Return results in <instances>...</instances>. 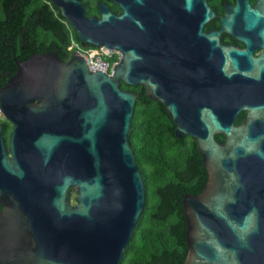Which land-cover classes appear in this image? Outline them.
Returning <instances> with one entry per match:
<instances>
[{"label":"water","instance_id":"1","mask_svg":"<svg viewBox=\"0 0 264 264\" xmlns=\"http://www.w3.org/2000/svg\"><path fill=\"white\" fill-rule=\"evenodd\" d=\"M114 1L118 14L98 2L92 18L78 0H50L81 42L119 52L110 74L49 50L13 59L0 85V264H117L144 199L127 139L136 93L120 81L163 105L205 169L181 194L176 264H264V0L223 2L205 32L216 14L204 0ZM220 30L245 46L219 44Z\"/></svg>","mask_w":264,"mask_h":264},{"label":"trees","instance_id":"2","mask_svg":"<svg viewBox=\"0 0 264 264\" xmlns=\"http://www.w3.org/2000/svg\"><path fill=\"white\" fill-rule=\"evenodd\" d=\"M55 6L44 0H0V85L15 70V60L31 52L55 51L66 57L70 27L59 20ZM136 93L127 139L143 182V207L117 264H176L185 253L181 194L197 193L206 173L194 138L173 133L163 105L147 97L140 84L119 82ZM6 142L9 122L2 117ZM214 138L222 141L223 135ZM73 192V188H70Z\"/></svg>","mask_w":264,"mask_h":264},{"label":"flooded vegetation","instance_id":"3","mask_svg":"<svg viewBox=\"0 0 264 264\" xmlns=\"http://www.w3.org/2000/svg\"><path fill=\"white\" fill-rule=\"evenodd\" d=\"M46 2H49L51 5H53L50 0H44ZM256 0H246V3H248L249 7H253V4ZM80 6L83 8L82 14L86 17H92V18H99V10L97 3L102 2L107 10L112 14H118L121 11V7H119L118 3L114 0H78ZM223 2L231 5L235 1L234 0H204V3L206 6L210 7L214 14L209 17L207 21H204L201 26L200 30L201 32H205L208 29H219V15L223 13ZM54 6V5H53ZM56 8V7H55ZM57 9V8H56ZM59 20L63 22L65 25L69 26V32L70 35H72V32L75 30L70 26L68 21L60 15ZM76 34V33H75ZM218 42L219 44H232L235 46L244 47L245 42L243 40L238 39L237 37H234L229 31L227 30H220L218 31ZM260 53H262V46L258 45L255 49H252L250 51V54L252 56H257ZM246 115V109L241 108L236 113L233 123L238 124L241 122L242 118Z\"/></svg>","mask_w":264,"mask_h":264},{"label":"built area","instance_id":"4","mask_svg":"<svg viewBox=\"0 0 264 264\" xmlns=\"http://www.w3.org/2000/svg\"><path fill=\"white\" fill-rule=\"evenodd\" d=\"M64 50L66 57L72 51H76L83 55L88 69H99L108 74L111 73L113 64L119 58V52L114 48L79 42L72 38V36L69 37V41L65 45Z\"/></svg>","mask_w":264,"mask_h":264},{"label":"rangeland","instance_id":"5","mask_svg":"<svg viewBox=\"0 0 264 264\" xmlns=\"http://www.w3.org/2000/svg\"><path fill=\"white\" fill-rule=\"evenodd\" d=\"M1 117H2V116H1V114H0V118H1ZM70 198H71V200H72V198H73V193H71Z\"/></svg>","mask_w":264,"mask_h":264}]
</instances>
